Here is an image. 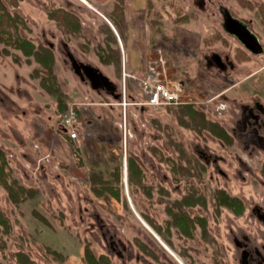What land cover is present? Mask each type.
Listing matches in <instances>:
<instances>
[{
	"label": "rangeland",
	"instance_id": "obj_1",
	"mask_svg": "<svg viewBox=\"0 0 264 264\" xmlns=\"http://www.w3.org/2000/svg\"><path fill=\"white\" fill-rule=\"evenodd\" d=\"M1 1L18 16L17 27L8 26L12 38L51 49L53 72L0 40L6 178L34 190L15 203L0 182V210L11 224L0 234V264H19L20 250L33 264H90L87 246L110 264H241L234 235L264 240V149L246 144L234 127L243 104L264 105V49L249 55L222 22L227 9L248 19L264 45V0ZM69 14L74 28L64 22ZM115 21L122 22L123 40ZM107 25L116 42L109 43ZM116 47L119 76L101 60L116 59ZM69 51L105 73L115 91L82 79ZM127 53L147 68L132 73ZM213 53L226 69L209 62ZM148 75L179 88L181 102L149 103L140 82ZM46 77L52 91L43 86ZM69 108L78 115L69 128L75 138L63 124ZM189 109L206 116L203 130L194 128ZM213 121L230 143L211 132ZM134 157L143 169L140 183L129 179ZM222 190L242 200L243 212L217 201ZM188 195L198 200L182 207L205 219L206 234L199 222L193 236L183 234L167 211Z\"/></svg>",
	"mask_w": 264,
	"mask_h": 264
},
{
	"label": "trees",
	"instance_id": "obj_2",
	"mask_svg": "<svg viewBox=\"0 0 264 264\" xmlns=\"http://www.w3.org/2000/svg\"><path fill=\"white\" fill-rule=\"evenodd\" d=\"M123 6V4H122ZM121 6V7H122ZM259 9L262 11V14L264 15V4L259 5ZM123 10V9H122ZM17 16V15H16ZM65 23L67 26H71L74 28L72 21L76 20V18H73L70 14L66 15L64 17ZM113 19V18H112ZM18 16H12L10 12L7 10L5 5L0 0V32L3 33H9L8 39H4L3 36L0 35V40L4 41L6 44H13L14 47L21 49L24 54L27 56H35V58L45 67L48 68V72L52 73V63H53V54L51 52V49L46 48L44 46L36 45L32 40L23 37L21 35H17L14 39L12 38V33L10 29L8 28L9 24L14 25L16 28L17 25ZM115 19H113L114 21ZM122 21V20H121ZM122 23V22H121ZM119 21H115V26L118 30L121 32V36L124 38V34L122 33V24ZM77 26V23L75 27ZM108 26V25H107ZM109 31L111 34L109 35V43L116 42V36L113 34V30L108 26ZM111 39V40H110ZM108 43V44H109ZM107 48L110 49V46L107 45ZM113 49V48H112ZM117 55L116 59L112 58V55L108 57H102V62L106 64H114L117 70L118 76L120 75L121 71V51L119 48L116 47ZM5 54H10V50L5 48L3 50ZM245 58H248L245 56ZM52 79L46 77V81H43V86L47 88L49 91H52ZM52 86V87H51ZM68 106L67 103H63L60 107L62 109H67ZM191 120H195L194 122V128L197 130H203L205 128L206 123V116L202 114H199L194 109H189ZM198 118V119H197ZM211 132L219 137L220 139L224 140L225 142L230 143L231 142V136L228 133V131L218 122H211ZM6 154L5 151L0 147V182L6 187L9 197L11 200L15 203L21 202L28 198L30 195L34 194V190L32 188H27L24 185L18 183L16 180H13L12 182H8L6 178V172H5V165H6ZM128 169H129V179L134 182H141V177L143 173V169L139 161L134 157L129 160L128 163ZM264 170V169H263ZM119 178V174L117 175ZM117 178V179H118ZM94 190L97 193H101V190L94 188ZM191 198V199H190ZM198 200V198H196ZM194 195H188L185 196L183 199H179L175 201L174 205H178V207H175L173 204L172 206L167 208V211L170 215L173 217V222L179 226V229L181 232L188 236H193L194 233V226L196 222H199L201 226L203 227L204 233L206 234V226H205V219L200 217H192L188 210L182 207L184 204L193 205L196 201ZM220 204H225L231 207L236 213H241L244 210V204L242 200L237 197L233 196L230 197L228 194H226L223 190L220 191V194L218 195V199ZM42 219V218H41ZM148 220L152 222V224L155 226V228L158 231L162 230V227L152 221L150 217H148ZM11 230V224L9 222V218L6 217L3 211L0 210V234L5 232L8 233ZM1 237V235H0ZM54 252L58 253L54 250ZM59 254V253H58ZM17 260L19 264H33V260L30 258L28 254L24 251H18L16 253ZM85 258L90 264H110V260L108 255L101 254L98 257L92 252V250L87 246L85 248Z\"/></svg>",
	"mask_w": 264,
	"mask_h": 264
},
{
	"label": "flooded vegetation",
	"instance_id": "obj_3",
	"mask_svg": "<svg viewBox=\"0 0 264 264\" xmlns=\"http://www.w3.org/2000/svg\"><path fill=\"white\" fill-rule=\"evenodd\" d=\"M226 11V10H225ZM230 19L229 28L233 31V34H237L238 32H242V28H247L256 36V40L249 39V46L244 45L239 37L236 36V39L245 47V50L251 53H262L264 49L263 43H261L260 36L253 30L251 27V21L244 20L242 18H238L234 13L230 11L225 12ZM238 23L240 25H238ZM242 26V27H240ZM212 58L209 59V62L215 63L216 65L225 68L227 64L224 63L218 54L213 53ZM229 59V58H228ZM250 60V59H249ZM80 62V61H79ZM229 67H234V61L228 60ZM83 74L85 71L82 69ZM111 92L112 89L108 88ZM116 86L114 88V91ZM113 91V92H114ZM116 93V92H115ZM234 131L240 137H243V141L250 146L257 147L259 149H264V105L259 100H255L252 105L243 104L242 105V114L240 119L236 122L234 127ZM241 236L237 237L234 235L235 243L238 245L239 249H241L240 253V263L241 264H264V240L260 243L256 241H252L250 237L241 234ZM242 240H240V239Z\"/></svg>",
	"mask_w": 264,
	"mask_h": 264
},
{
	"label": "built area",
	"instance_id": "obj_4",
	"mask_svg": "<svg viewBox=\"0 0 264 264\" xmlns=\"http://www.w3.org/2000/svg\"><path fill=\"white\" fill-rule=\"evenodd\" d=\"M142 89L146 96L148 97V102L152 104L168 103L176 104L181 102L179 95V88L172 89L169 87L167 82L154 77V75H148V77L140 78ZM64 119L63 124L64 128L70 133L72 138L78 136L76 130H69L70 127H73V121L77 118V113L74 109L69 108L66 112L63 113ZM75 129V128H74Z\"/></svg>",
	"mask_w": 264,
	"mask_h": 264
},
{
	"label": "water",
	"instance_id": "obj_5",
	"mask_svg": "<svg viewBox=\"0 0 264 264\" xmlns=\"http://www.w3.org/2000/svg\"><path fill=\"white\" fill-rule=\"evenodd\" d=\"M225 21L226 22H230V19L228 17V15H225ZM238 25H240L238 23ZM242 27V26H240ZM237 35L239 37V39L246 45L249 46V39H257L256 36L250 32V30H248L247 28H242V32H238L237 31ZM68 55L72 61L73 64V68L75 70V72L83 79L85 76H87L91 81L94 87H98V86H105L107 88L110 89H114L115 85L113 84V82L109 79V77L103 73L98 67L91 65V64H86L83 62H79L75 56L69 51ZM82 69L85 71V74H83Z\"/></svg>",
	"mask_w": 264,
	"mask_h": 264
},
{
	"label": "crops",
	"instance_id": "obj_6",
	"mask_svg": "<svg viewBox=\"0 0 264 264\" xmlns=\"http://www.w3.org/2000/svg\"><path fill=\"white\" fill-rule=\"evenodd\" d=\"M227 11H228V9H227ZM225 15H226V13H225ZM242 17V16H241ZM241 17H239V18H241ZM243 19V18H242ZM223 27H224V30L225 31H228V33L231 35V36H233V37H235V39H236V36L238 37V35L237 34H233V31H231L230 30V28H229V23L230 22H226L225 21V16H224V19H223ZM120 38L123 40L124 38L120 35ZM242 42V41H241ZM243 43V42H242ZM244 44V43H243ZM242 45V44H241ZM245 45V44H244ZM243 46V45H242ZM243 48L245 49V47L243 46ZM121 51V50H120ZM217 54V53H216ZM127 55H128V58H127V62H128V69L132 72V73H135L136 71H137V69L139 68L140 69V66L141 65H144V67H146L147 68V63L146 62H144L145 64H141V61H140V59L138 60L137 58L135 59L136 61L134 62V60H133V56H129V54L127 53ZM105 64V63H104ZM106 65H114V64H106ZM121 65H122V53H121ZM115 66V65H114ZM116 68V67H115Z\"/></svg>",
	"mask_w": 264,
	"mask_h": 264
}]
</instances>
